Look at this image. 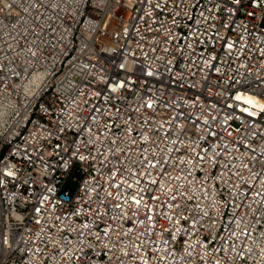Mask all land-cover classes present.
Masks as SVG:
<instances>
[{
  "label": "built area",
  "instance_id": "1",
  "mask_svg": "<svg viewBox=\"0 0 264 264\" xmlns=\"http://www.w3.org/2000/svg\"><path fill=\"white\" fill-rule=\"evenodd\" d=\"M0 264H264V0H0Z\"/></svg>",
  "mask_w": 264,
  "mask_h": 264
},
{
  "label": "snow or ice",
  "instance_id": "2",
  "mask_svg": "<svg viewBox=\"0 0 264 264\" xmlns=\"http://www.w3.org/2000/svg\"><path fill=\"white\" fill-rule=\"evenodd\" d=\"M238 99H239V97H238ZM249 103H251V101H249Z\"/></svg>",
  "mask_w": 264,
  "mask_h": 264
}]
</instances>
